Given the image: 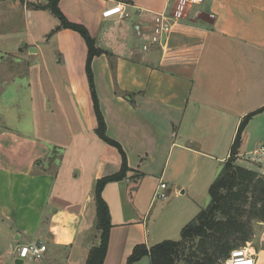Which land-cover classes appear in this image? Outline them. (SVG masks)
Here are the masks:
<instances>
[{"label": "crops", "instance_id": "obj_1", "mask_svg": "<svg viewBox=\"0 0 264 264\" xmlns=\"http://www.w3.org/2000/svg\"><path fill=\"white\" fill-rule=\"evenodd\" d=\"M121 1L128 3L123 19L102 16L112 0L58 3L64 16L83 25L105 51L90 62L94 91L105 134L120 145L129 168L126 178L102 190L111 222L104 264L116 261L117 251L126 257L136 244L154 245L146 236L147 209L134 225L144 237L129 241L132 222H114L109 199L127 194L131 181L138 186L151 181L149 208L162 181L169 198L183 207L174 214L161 208L169 210L161 232L181 233L204 208L198 199L228 159L241 119L264 105V0H205L175 23L162 48L147 51L142 45L150 40L155 14L170 0ZM28 2L0 0V13L11 20L19 7L25 11L22 36L34 44L43 40L34 48L46 83L27 78L35 74L30 63L0 88V264H16V248L30 241L45 244L46 251L22 264H85L98 242L96 181L118 172L122 156L96 134L84 39L72 29L49 35L55 23H45L54 15L48 9L29 10ZM22 44L27 43L19 37L14 46L0 47V65L9 54L20 58L13 52ZM10 89L11 99L4 94ZM11 110L21 119L31 115L27 131L7 125ZM255 116L258 112L250 119ZM248 126L238 157L250 153ZM257 146L255 139L252 151ZM117 239L125 241L112 245Z\"/></svg>", "mask_w": 264, "mask_h": 264}, {"label": "trees", "instance_id": "obj_2", "mask_svg": "<svg viewBox=\"0 0 264 264\" xmlns=\"http://www.w3.org/2000/svg\"><path fill=\"white\" fill-rule=\"evenodd\" d=\"M59 1L48 0L40 9L50 10L59 21L55 32L72 29L84 39L87 45L86 74L97 119L96 134L115 146L122 156L119 171L98 179L95 184L96 228L99 235L97 244L88 251L85 264H104L111 222L102 190L107 183L126 178L129 168L120 145L105 134L106 125L94 91L90 62L95 55L105 51L96 45L83 25L71 22L64 16L58 6ZM262 110L264 105L241 119L230 155L209 186V203L182 228L180 239L163 240L149 248L145 244H136L127 258V264H135L144 256L149 257L151 264H222L233 249L252 239V222H264V175L237 164L236 159L242 134L250 118Z\"/></svg>", "mask_w": 264, "mask_h": 264}, {"label": "rangeland", "instance_id": "obj_3", "mask_svg": "<svg viewBox=\"0 0 264 264\" xmlns=\"http://www.w3.org/2000/svg\"><path fill=\"white\" fill-rule=\"evenodd\" d=\"M47 1L48 0H35V1L30 0V2L27 3V8L29 10L30 9L31 10L40 9L41 6L46 5ZM25 14H26L25 11H23L21 7L15 10L13 14L15 16L14 20H11L9 18V14H4L3 12L0 13V20L6 19L3 22H0V47L14 46L15 43L17 42V38L19 37H22L24 39V43H27V44H22L21 47H18L13 52L14 54L21 53L22 55L20 58L14 57V55L9 54V56H7L6 59L0 65V69L2 68L3 71L7 72V74L5 73L4 76L0 74V88L2 84L9 83L10 79H12L15 75H20V74L25 73L30 63L32 65V68L34 69L33 73L35 74L27 78L30 79L31 81L38 80L40 81L41 84L42 83L46 84L45 75L41 71L43 64L41 65L42 62H41L40 57L36 56L37 51L30 52V53L28 51V47L37 48V46L41 45V43L39 42L41 41L43 42V40L37 42V44H34L33 40L30 37L26 38L25 35L22 36V33H20L22 32V30H25L22 28L24 26L25 19H28V17ZM54 17L55 16L49 15L47 18L49 23H45L46 25L48 24L50 25L52 23V20H54L55 25L49 31V35L54 34L55 32L54 30L60 25L57 18L56 17L54 18ZM38 35L39 34H37L36 36ZM19 45L20 44H18V46ZM48 52H49L48 58H49V61H51L53 47H49ZM50 67H52V65H50ZM55 73L58 74V72L56 71ZM6 92L4 93L5 97L11 99L13 97V90L10 89L7 93ZM9 112H10L11 119H8L7 125L12 128H19L24 131H27L26 129L30 127L28 122H29V119H31V115L28 114L21 119L17 117L16 115H14V112L12 110ZM250 120L251 121L248 122L249 126L247 128V131L250 135V142L246 148V151H249L250 153L248 154L244 153L241 157L237 156V158H239V161H237L236 159V163L239 165L243 164L246 166H250V164L254 165V169H256L255 171H257L260 175H264V154L258 153V155H254L251 153L252 148H254L253 144H254L255 139H256V142H258L257 149H259L260 147H264V110L258 112V116H255L253 119H250ZM227 134H228V129H227ZM252 156H255V159ZM256 159H258V162ZM219 171H221V169ZM219 171L218 173H216L215 177L218 176V174L220 173ZM152 184L153 182L146 181V182H143L141 186H138V184L131 181L129 183V186L127 187V190H128L127 194L125 195L121 194L120 197H117L116 199L114 198L109 199L110 209H111L112 214H114V217H113L114 222L121 221L120 219L132 222V224H130V225H133V226H130V228L132 229V230L130 229V231H132V234H129V236H131V238L129 237V241L140 239V237H144L143 229L140 226H134V225H138V223H141L140 220L144 212L147 209L146 217H149V222H148V227H147L148 233L146 236H147V239L150 241L149 244H157L163 240L178 241L181 237L180 230L176 229L174 233H169V234H165V232H161V231H162V227L164 224V220L169 214V210L173 209L172 211L173 214H174V211L178 213L177 209H180L183 206L182 204H180V202H176L175 199L173 200V198L170 196L169 200H166V201H163V200L154 201L151 207L148 208L147 205H148L149 199L146 200V198L148 196L147 194L151 192ZM116 192L112 193V196H114ZM208 203H209V194H208L207 188H205L200 198L198 199V206L205 207ZM161 208L162 209L168 208L169 210L161 212ZM198 213L199 211H197V213L195 214H198ZM252 230H253L252 239L248 243H245L244 245L240 247L247 246L255 254L257 252H260V256H258L260 257L259 262L261 264H264V222L253 221ZM97 240H98V234H96V237L94 238V243L97 242ZM119 241L123 242L125 240L117 239L115 242L112 243V245L117 246L119 244ZM108 253L109 254L107 257V262H108L109 257L111 258V253H112L111 250ZM128 256L123 257V253L121 251H117L114 254V258L116 259V261H113L112 264H127ZM137 264H150V262L147 257H142L137 262Z\"/></svg>", "mask_w": 264, "mask_h": 264}, {"label": "built area", "instance_id": "obj_4", "mask_svg": "<svg viewBox=\"0 0 264 264\" xmlns=\"http://www.w3.org/2000/svg\"><path fill=\"white\" fill-rule=\"evenodd\" d=\"M114 4L108 7L102 12L103 17H109L112 15H118L120 18H127L128 13L126 8L128 3L121 0H112ZM205 0H170L166 8L155 14L153 19L152 35L150 40L142 45V50L147 51L153 46H164L167 36L171 33L175 23L186 16V11L196 5H201ZM254 155L258 153L264 154V147L255 149L251 152ZM255 159V156H252ZM258 162V159H256ZM166 184L162 181L159 182V186L156 188L153 194V200L166 201L169 195L165 192ZM248 243V242H247ZM46 251V245L30 241L28 243L20 244L16 248L17 257L25 259H41ZM222 264H261L257 255L252 252L247 246L237 247L233 249L228 258H226Z\"/></svg>", "mask_w": 264, "mask_h": 264}, {"label": "water", "instance_id": "obj_5", "mask_svg": "<svg viewBox=\"0 0 264 264\" xmlns=\"http://www.w3.org/2000/svg\"><path fill=\"white\" fill-rule=\"evenodd\" d=\"M11 1H14V0H11ZM29 51H31V52H35L36 49H35L34 47H31V48L29 49ZM16 264H22V259L17 260V261H16Z\"/></svg>", "mask_w": 264, "mask_h": 264}]
</instances>
